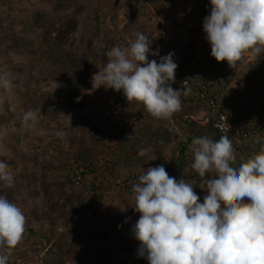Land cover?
<instances>
[{
  "label": "rangeland",
  "instance_id": "374dc122",
  "mask_svg": "<svg viewBox=\"0 0 264 264\" xmlns=\"http://www.w3.org/2000/svg\"><path fill=\"white\" fill-rule=\"evenodd\" d=\"M58 1L0 0V72H7L14 86L11 99L0 90V159L9 164V172L14 180L17 174L13 173V170L15 166L20 165V160H28L24 163L26 168L34 166V171L31 169V173H27L23 181L24 185L29 183L30 190L23 188L11 190L7 187L5 190L0 187V195L6 196L10 202L16 203L23 210L27 234L29 230L37 235H40V232L45 234L53 227L55 249L61 244V237L65 236L59 233L58 226L67 228L65 231L68 235H83V240L77 238L72 244L73 248L69 250L70 259H67L66 264H145V256L139 255L140 243L133 233V226L140 216V213L131 212L135 204L132 202L135 194L130 186L111 184L110 180L108 182L106 173L109 169L104 172L107 162L115 159L111 157L107 160L102 159V151L99 153L101 148L91 156L100 169L98 172L102 173L98 181L94 180L95 184L103 188L99 190L102 195L96 199L93 197L92 182L81 188L74 187L68 182V175L76 164L71 165L69 162H75L74 156L78 157L77 151L84 147L81 143L70 146L80 135L78 127L82 125L85 127L84 120L106 110L111 104L114 105L113 89L104 86L93 89L91 83L93 75L89 76L87 82L90 89L80 96L73 109L65 107L60 115L52 114L50 118L44 113L58 107V102H64L72 84H76L85 74L72 72L66 59L83 70L93 66L94 58L91 52L92 49L99 50L97 48L99 46L86 48L77 33V28H88L94 32L99 27L101 37L99 41L102 44L114 43L116 40L113 47L121 48H127L129 43L136 39L137 34L146 35L152 41L151 52L159 53L149 54V61L156 60L159 63L161 57L174 53L173 60L178 65L175 79L179 80L188 71L206 63L211 57V45L203 28L204 20L211 12V2L159 0L163 9L160 12L155 7L159 1L152 3L151 0H75L73 10L76 16L69 22L60 23L56 29L46 30L41 25H47L48 20L54 16V7ZM97 13L100 20L95 18ZM39 16H44L47 21L37 22ZM24 51L26 53H23ZM81 52H85L84 57ZM243 59L244 57L241 61ZM241 61L234 68L229 66L218 71L214 77L217 81L214 85L217 88L213 89L221 94L226 93L228 97L237 96L232 102L226 100L232 105H238L240 100L247 101L244 98L239 99L245 91L246 95L252 98H258V95L262 94L257 101L264 104V53ZM256 92L259 94L254 96ZM252 100L255 102V99ZM48 104H53V107H48ZM28 110L37 111L38 123L31 130H22V116ZM122 112L121 110L120 113ZM145 113L149 115L148 112ZM125 116L123 114L119 122L125 120L129 123ZM145 122L138 124L137 127L141 130L137 132L141 134L142 147L146 149L140 152L143 157H146L147 153L154 155L156 147L150 144L154 139L152 134L157 128L164 126L165 119ZM94 124L97 125L98 120H94ZM145 125L152 126V130H146ZM57 133L62 135L58 136ZM86 146L91 148V143H87ZM165 146L162 151L168 148V158L176 160L174 152H177V148L180 149L179 142L171 140L167 147ZM42 148L46 149L43 151ZM60 148L64 151L63 157L68 158L62 164L54 156H57L55 150L60 152ZM235 155L233 167L241 164L240 158L243 159L246 153L235 150ZM53 163H57L58 168L52 166ZM40 166H52V171L61 175L44 174ZM139 168L138 164L131 170H126L122 166L118 168V173L124 178ZM193 173L198 175L195 170ZM36 174L38 179L43 181L40 185H36ZM17 176L20 177L21 174ZM23 193H26L24 197ZM205 195L207 191L203 196H199L201 203ZM82 199H86L88 204ZM91 203L98 211H105L108 219L98 217L90 207ZM38 205L44 208L38 211ZM74 219L75 222L77 220L80 222L79 226L72 223ZM56 224L58 226L55 229ZM57 260L58 256L55 257V261L50 259L45 264H56ZM31 263L42 264L34 257Z\"/></svg>",
  "mask_w": 264,
  "mask_h": 264
},
{
  "label": "clouds",
  "instance_id": "9594fccd",
  "mask_svg": "<svg viewBox=\"0 0 264 264\" xmlns=\"http://www.w3.org/2000/svg\"><path fill=\"white\" fill-rule=\"evenodd\" d=\"M210 2L211 12L205 18L203 28L211 45L213 61L196 65L176 80L180 90L171 86L178 67L173 60L174 53L161 57L159 63L149 61V54L159 53L151 52L152 41L142 33L137 34L127 48L117 46L108 51L106 65L93 74V89L104 86L117 92L122 90L128 103H142L152 117L168 119L181 110L182 94L187 96L189 93L196 98L190 89L181 86V80L192 77L207 63L219 62V69L211 77L205 75L209 83L225 67V61L234 68L245 52H251L255 57L264 53V0ZM13 87L9 74L0 72V90L9 99ZM37 123V111L23 113L22 130H31ZM191 151V168L201 178L199 186L207 191L203 203L191 182L177 181L163 165L143 169L137 183V172L121 178L118 169L116 178L111 177L109 164L115 160L108 161L104 167V172L109 169L106 173L108 182L133 188V207L140 213L133 226L135 239L140 242L139 255L146 256L149 264H264V145L237 167L232 166L236 155L227 135L216 141L207 136L193 138ZM104 155H101L102 159L107 160L109 156ZM80 168H75L72 176L74 187H77L74 178ZM98 171L94 172L97 176L93 177L92 183L101 177L102 173ZM209 173H214L215 178L207 179ZM13 186L14 177L9 172V164L0 159V187ZM82 200L88 204L86 199ZM92 210L98 212L96 207ZM66 229L58 226L62 235L68 234ZM25 230L23 210L0 195V264H32L33 257L27 258L16 250L17 247L44 249L38 246V243L45 244L43 238L31 236ZM43 234L40 232V236ZM53 247L54 241L47 245L43 255ZM48 261L46 257L40 259L42 264Z\"/></svg>",
  "mask_w": 264,
  "mask_h": 264
},
{
  "label": "trees",
  "instance_id": "16d2710c",
  "mask_svg": "<svg viewBox=\"0 0 264 264\" xmlns=\"http://www.w3.org/2000/svg\"><path fill=\"white\" fill-rule=\"evenodd\" d=\"M153 1L152 3H155L159 0H151ZM75 0H59L57 4L54 7V16L48 20L47 25H41L42 28L46 30H51V29H56L59 27L60 23H65L69 22L71 19H73L76 14H74V6H75ZM155 7L161 11L163 9L161 8V1L157 2L155 4ZM80 15V14H79ZM74 16V17H73ZM96 20H100V16L98 13L95 15ZM46 22L47 19L44 16H39L37 18V22ZM46 24V23H43ZM77 33L81 36V40L83 44L86 46V48H91L93 46H99L97 49H92L91 54H93V66L89 67L85 70L79 67H75L76 65L71 62L69 59H66L68 64H70V70L75 73H82L85 72V74L81 77V79L76 83L72 84V87L68 93V95L64 98V102H58V107H54V110H51L50 112H45V115H48L47 117L50 118L52 114L55 115H60V113L67 107L68 109H73L75 102L80 98V96L86 92L88 89V77L92 76L94 73L99 72V70H102L103 67L106 65V59H107V53L113 48V45L116 44V40L114 43L110 42L108 44H102L100 40V29L99 27L96 28V30L93 32L91 30H88V28H77ZM23 53H26L24 51ZM82 56H85V52H81ZM86 57H88L86 55ZM209 62L213 61V57H209ZM65 62V63H67ZM62 63V62H61ZM90 63V61H89ZM225 64V63H224ZM63 65V64H61ZM88 65V64H87ZM225 67H229L226 66ZM88 70V71H87ZM21 71V69L19 70ZM47 81V79H46ZM48 82V81H47ZM205 83H207L206 80H204ZM217 82L215 79L211 78L208 83V88L211 90H214L213 88H217L215 84ZM212 85H214L212 87ZM171 86L176 89L180 90L181 87L178 85L176 79L173 83H171ZM179 87V88H178ZM200 86L198 84L193 85V91L194 92H199ZM225 90V88H224ZM222 92L223 89L221 90ZM113 97H115V103L114 105L111 104L110 106L107 107L106 110L102 112H98L94 117L92 118H87L86 120L83 121L85 124V127L79 126L78 129L80 131V135L78 139L75 140V142H72L70 146H75V144L81 143L84 145V147L80 148V151L77 155L78 157L74 156L76 158L75 162H69L71 165L75 164L73 167V171H71L70 175H68V182L70 185H72V176L74 174L75 168L79 167H86L92 172H97L99 170V167L96 166L95 161L91 158L93 153L97 151L99 148H101V151L105 154L108 155L109 157L117 160L119 163H123L127 166H132V165H137V164H142L145 161V158L139 154L140 147L142 146L141 142V134L138 133L137 131H141L140 129H137L138 123H146L145 121L148 120H153L156 119L152 117L150 114L147 116L145 112H147L143 106L142 103L135 102V103H128L127 99L124 97L123 92H117L115 89L112 90ZM183 95V94H182ZM214 95L220 99L221 101H224V94H221L218 90H214ZM185 99L186 106L182 107L180 111H178V119L180 122L187 123L188 126L192 125L197 126L195 123H189L185 121L184 116L188 114H201L204 112V109H202L196 100L194 96H191L189 93L187 96L183 95ZM82 102V101H81ZM48 107H53V104H48ZM138 106V107H137ZM121 110L123 111L122 113L125 116L126 119L129 120V123H127L125 120L122 122H119V119L123 117V114L120 113ZM185 111V113H184ZM118 113V115H115ZM184 113V114H183ZM120 115V116H119ZM94 120H98V124H94ZM166 120V119H165ZM171 123V121L169 120ZM173 123H171L172 126ZM165 125H168V122L165 123ZM185 125V124H184ZM173 127V126H172ZM145 128L148 129V126L145 125ZM150 129V128H149ZM168 131H171V129H168L165 131V134L162 135V129L158 128L153 134L152 137L154 138L151 142L153 145L157 146L155 149L156 151L153 153L154 155H158L160 157V151H162V148L164 149V145H166L168 142L172 140V138L169 136ZM212 133L215 134L214 131ZM176 138L180 137L179 133L174 134ZM215 139L213 141H216L219 139V137L215 134ZM175 139V138H174ZM189 141L191 142V138H189ZM87 143H91V148H89ZM114 143V145L112 144ZM141 143V144H140ZM112 146V149H111ZM181 150L174 152V157L176 160H173L174 158H171L170 160H165V156L163 155L162 158H158L157 162L163 165L168 172V174L172 177H175L177 181L181 179H185L183 176V173L185 170H187V167H191L190 165L193 163L192 156L193 152H189V145L183 144L181 142L180 144ZM46 148H42L44 151ZM54 150V149H53ZM53 150H51L52 155H53ZM57 156L56 159L62 164L63 161L67 160V157H63V150L60 148V152L58 150H55ZM76 152V153H77ZM163 152V151H162ZM252 154H248L245 157V162L248 158H250ZM118 162H112L110 165V169L112 170V175L111 177L113 179L116 178V171L118 168H120L121 164ZM172 163V164H170ZM170 165H172L170 167ZM52 166L58 168L57 163H53ZM52 166H43L44 169H41L42 167L40 166L39 168L41 170H45L48 172H52ZM61 167V166H60ZM211 173L208 174L207 179H210ZM36 182L38 184H42V179H38V175L36 174L35 178ZM97 180V179H96ZM186 182V181H185ZM200 182V181H199ZM94 184V190H93V197L94 199L98 198L101 196V192L99 190H103V188L95 183ZM194 191L197 193L198 196H203V193L206 192V190L202 189L199 184H194ZM120 185H123L122 183ZM69 186V185H68ZM72 187V186H70ZM107 189V188H105ZM108 190V189H107ZM111 191V190H109ZM83 203V202H82ZM106 219V218H105ZM78 221V220H77ZM76 221V222H77ZM75 222V219L73 220V224L75 226H79L80 222L78 223ZM71 223V224H72ZM53 227L49 229V232L46 234H43L42 236L37 235L33 231L29 230V233L31 236H38L43 238V243H38V246H42L44 249L42 250L41 248H37L36 250H33L32 248L28 246H22V247H17L16 250L18 249V252L26 256L27 258L34 257L38 260L46 257L48 260L53 259L55 261V257L58 256V260L56 264H66L67 259H70L69 253L71 255V252H69L70 249L73 248V245L76 241L77 238L79 240H83V235L81 234L80 236L76 235H68L65 234V236L61 237V244L57 245V249H55V246L53 248L48 249L45 255H43L45 249L47 248V245L51 244L54 241L53 237ZM26 231V230H25ZM140 243V242H139ZM71 244V246H70ZM80 248V247H79ZM73 253V252H72ZM75 254V252H74ZM145 256V264H148Z\"/></svg>",
  "mask_w": 264,
  "mask_h": 264
},
{
  "label": "built area",
  "instance_id": "2783aa9c",
  "mask_svg": "<svg viewBox=\"0 0 264 264\" xmlns=\"http://www.w3.org/2000/svg\"><path fill=\"white\" fill-rule=\"evenodd\" d=\"M255 56L251 52H245L242 57L244 60H249ZM219 67V62L207 63L192 77L181 80V86L190 89L198 105L204 109L202 116L188 114L184 116V119L189 123L213 130L219 138L227 135L232 141L234 150L245 152L246 155L258 153L264 145V104L247 105L242 102L240 105L233 106L218 99L204 80L205 75L211 77ZM195 84L200 86L199 92L193 91ZM94 176H97V173L82 167L76 172L74 182L77 187L86 186L92 182Z\"/></svg>",
  "mask_w": 264,
  "mask_h": 264
},
{
  "label": "crops",
  "instance_id": "0c3cea01",
  "mask_svg": "<svg viewBox=\"0 0 264 264\" xmlns=\"http://www.w3.org/2000/svg\"><path fill=\"white\" fill-rule=\"evenodd\" d=\"M241 61V60H240ZM242 62V61H241ZM225 64H226V66H229L228 65V62L227 61H225L224 62ZM246 93H247V91H245V92H243L241 95V97H239V99L240 98H244V99H247V101H242V100H240L241 101V103L243 102L244 104H250V103H252V102H254V100H252V99H255V103L256 104H258V101H257V99L258 98H261V96H263L262 94H259L258 92H256L255 94H253L254 96H257L258 94V98H256V97H254V98H252V97H250V95H246ZM224 101H226V100H229V101H231L232 102V100L233 99H236L237 98V96H235V98H233L232 96H227V94L226 93H224ZM181 101H182V107H185L186 106V104L188 103H186V104H184L185 103V99H184V97H183V95H181ZM240 103V104H241ZM239 104V105H240ZM251 105V104H250ZM181 107V108H182ZM184 113H185V111H184ZM183 113V114H184ZM179 117H178V113L176 112V113H174L170 118H168V119H166L165 120V123H167L168 122V125H165L164 124V126H161L160 128L162 129V135L163 134H165V131H167L168 129H171V131H168V134H169V136L172 138V142H174V141H178L179 142V145L181 144V142H183V144H187V145H189V149L188 150H190L191 149V146H192V141L190 142L189 141V138H191V140H193V138H197V137H202V136H207V137H209L210 139H212V140H214L215 139V134L214 133H212V131L211 130H208V129H205V128H203V127H200V126H193V127H191L192 125H190V126H188V124L187 123H183V122H180V120L178 119ZM169 120L171 121V123H173L172 124V126H171V123L169 122ZM185 124V125H184ZM150 125H152V124H150ZM150 128V129H149ZM158 129V128H157ZM146 130H152V126H148V129H146ZM176 133H179L180 134V137L179 138H176L175 136H174V134H176ZM175 138V139H174ZM153 142V141H152ZM150 143V144H152L153 145V143ZM156 148H157V146H155ZM165 147H167V144H166V146ZM180 151L181 150V147H180V149L179 148H177V151ZM141 151H146V149H144L142 146L140 147V150H139V154H140V152ZM101 152V149L99 150V153ZM163 153V154H162ZM165 153V154H164ZM188 153H189V151H188ZM167 154H168V148H167V150H164L163 152L162 151H160V157H158V155H156V156H154V155H151V154H146L147 156L145 157L144 156V158H145V161L142 163V164H138V165H140V168L138 169V170H136V172H137V178L135 179V182L137 183L138 182V176L142 173V171H143V169L146 171L149 167H155V166H159V165H161L160 163H158L157 162V159L158 158H162V156L164 155L165 156V160L167 161V160H170L169 158H168V156H167ZM141 155V154H140ZM253 155V154H252ZM247 156V155H246ZM245 156V157H246ZM245 157L242 159V158H240V161H241V163H243V162H245ZM26 162H28V160L26 159H23V161H21L20 160V165H18V166H15V169L13 170L14 172L13 173H16L17 175H20L21 174V178L19 177V176H17L16 175V180H14V186L13 187H11V190H23V189H21V188H26V190H30L29 188H28V184L29 183H27V185H24L23 184V181H24V179L26 178V176H27V173H31V171L33 170L34 171V166H29L28 168H26V166H24V163H26ZM115 162H118L117 160L115 161ZM119 163V162H118ZM119 164H121V165H123V167L126 169V170H131L132 169V167L134 166V165H132V166H127V165H125V164H123V163H119ZM191 166V165H190ZM25 167V168H24ZM122 167V166H121ZM32 169V170H31ZM41 169H44V167H42ZM53 169V168H52ZM120 169V168H119ZM190 169H192L191 167L189 168V167H187V170H185V172L183 173V176L185 177V181L186 182H191V183H194V184H198V183H201V178L196 174V173H193V170H190ZM44 174H49V175H52L51 173H53V174H55V175H61L60 173H58V172H56V173H54L53 171L52 172H48V171H45V170H41ZM212 174L214 175V173H211V177H210V179L211 178H215V176H212ZM52 176H54V175H52ZM172 177V176H171ZM17 181V182H16ZM200 181V182H199ZM19 185V186H18ZM36 185H40V184H38L37 182H36ZM5 190H6V187H3ZM34 190H36V189H34ZM131 190L133 191V188H131ZM205 190V189H204ZM37 193L39 194V191L37 190ZM111 193H113L112 191H111ZM25 194L26 193H23V197L25 196ZM130 194V193H129ZM28 195V194H27ZM32 200V199H31ZM132 202L134 203L135 202V199H133L132 200ZM47 208V207H46ZM40 209H43V207L41 206L40 207V205H39V207H38V211L40 210ZM132 213L133 212H135V213H138V212H136L135 210H134V208H132V211H131ZM102 213H104V215L102 216ZM96 215L98 216V217H103V218H106V219H108V217H107V214L105 213V211H102V210H99L98 212H96ZM30 222H32V223H34L33 221H30ZM32 223H30V224H32Z\"/></svg>",
  "mask_w": 264,
  "mask_h": 264
}]
</instances>
